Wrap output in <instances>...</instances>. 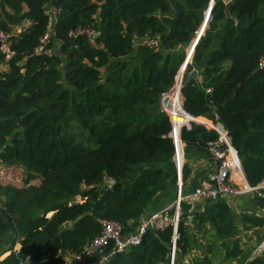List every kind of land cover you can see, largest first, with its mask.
<instances>
[{"label":"trees","instance_id":"16d2710c","mask_svg":"<svg viewBox=\"0 0 264 264\" xmlns=\"http://www.w3.org/2000/svg\"><path fill=\"white\" fill-rule=\"evenodd\" d=\"M212 0L180 87L184 111L226 129L248 184L264 179V0ZM210 0H0V28L20 21L0 67V161L24 169L22 186L0 184V264H63L99 232L98 220L130 232L156 193L174 185L170 124L158 107L185 47ZM45 5L57 8L45 53L33 54L46 27ZM92 26L102 47L87 46L69 29ZM155 37L157 47L131 40ZM1 61V58H0ZM75 131L77 132H74ZM77 134V135H76ZM216 133L200 124L181 128L184 146L208 159ZM188 168H181L183 181ZM37 180L36 183L31 181ZM264 209V195H252ZM187 205L180 203L174 263L187 250ZM193 219L208 223L214 240L198 264H219L240 253L234 214L223 198L206 200ZM241 224L263 218L239 214ZM172 229H147L139 244L105 264H168ZM98 255L86 260H97ZM254 258L248 264H257Z\"/></svg>","mask_w":264,"mask_h":264},{"label":"built area","instance_id":"2783aa9c","mask_svg":"<svg viewBox=\"0 0 264 264\" xmlns=\"http://www.w3.org/2000/svg\"><path fill=\"white\" fill-rule=\"evenodd\" d=\"M43 10L47 20L46 27L32 50L33 54L45 53L50 37L53 35V24L57 8L45 5ZM27 25L28 21L22 20L8 31L0 28V64H3L4 68H6L8 60L14 55L11 47L14 36ZM98 34V28L92 26H76L67 32L70 38L82 37L87 46L94 49L102 47L101 42L97 38ZM131 42L133 46H158V40L149 36L134 38ZM190 56L191 54L187 57L190 59ZM188 58L179 65L171 86L163 91L158 98V107L169 120L170 131L168 136L174 147L173 161L176 169V179L173 185L174 198L172 202L160 209L142 214L134 229L126 233H123L122 226L118 222L106 218L99 219V232L90 238L78 251L64 252L63 255L69 254V257L65 259L62 256L63 264H105L118 251H122L131 245L139 244L142 235L147 229L162 230L168 226L172 229L168 264H173L175 239L178 238L176 226L180 214V203L191 205L197 201L204 202L217 197L221 198V196H227L228 199L235 198L245 193L258 196L264 195V179L254 185L248 184L245 180L239 158L230 144L229 136L224 126L215 119L193 116L182 108L180 87L182 85L183 69ZM257 67L264 68V52L257 60ZM192 124H200L212 129L216 133V138L208 142V159L206 160L209 162V166L205 173V180L202 184L193 186L190 190L185 191L184 183L181 180L184 153L180 130L183 127L189 128ZM23 179L24 170L22 166L6 164L0 161V184L22 186ZM226 202H228L227 199ZM94 254L98 255L97 260H86L87 256ZM180 264H198V262L190 259L187 255L180 259Z\"/></svg>","mask_w":264,"mask_h":264},{"label":"crops","instance_id":"0c3cea01","mask_svg":"<svg viewBox=\"0 0 264 264\" xmlns=\"http://www.w3.org/2000/svg\"><path fill=\"white\" fill-rule=\"evenodd\" d=\"M191 44L192 41L188 43V48L192 53L193 46L191 47ZM183 153V161L189 171L186 178L183 180V183L184 190L188 191L193 186L203 183L209 162L193 146H184L183 144ZM251 196L252 195L249 193L230 199H228L227 196H221V198L225 201L226 199L228 200L227 203L234 214L238 227L235 236L238 238L240 253L235 258L225 262H220L219 264H248L249 261L254 258L262 259L257 264L264 263V209L253 205L250 201ZM173 198L174 187L170 185L164 190L156 193L143 214L150 213L153 210H157L168 205L172 202ZM186 205L187 209L184 224L187 227V250L184 256L188 255L190 259L198 262L205 253V246L213 242L214 230L208 223L205 222L198 225V223L193 219L192 213L200 210L203 202L197 201L191 205ZM242 213L263 218V223L261 225L249 224L248 222L241 224L239 222V214ZM62 256L67 259L69 254H64ZM180 259L178 260L179 263ZM25 264L36 263L27 261Z\"/></svg>","mask_w":264,"mask_h":264},{"label":"water","instance_id":"95a60500","mask_svg":"<svg viewBox=\"0 0 264 264\" xmlns=\"http://www.w3.org/2000/svg\"><path fill=\"white\" fill-rule=\"evenodd\" d=\"M222 1L224 4H225V8H224V13L227 17H229V12H228V5H229V1L228 0H220ZM211 4H212V0H210V4L205 12V16L203 17L202 19V22L199 26V28L195 31V34L196 36L193 38L192 40V44H191V47L194 46L198 36L200 34H202L201 32H203V26L205 25L206 23V20H207V17H208V13H209V10H210V7H211ZM196 78V70L192 69L189 71L188 75L186 76V78L182 81V84H185L187 82H189L190 80H194Z\"/></svg>","mask_w":264,"mask_h":264},{"label":"rangeland","instance_id":"374dc122","mask_svg":"<svg viewBox=\"0 0 264 264\" xmlns=\"http://www.w3.org/2000/svg\"><path fill=\"white\" fill-rule=\"evenodd\" d=\"M204 13H205V12H204ZM192 38H193V37H192ZM192 38L190 39V41H192ZM190 41H189V42H190ZM189 42H188V43H189ZM181 51L184 52V57H183L182 62H181V63H183V61H184L185 59L188 58L187 56L191 54L190 51H189V48H188V44H187L185 47H183V48L181 47ZM190 58H191V56H190ZM189 61H190V59L188 58V61H187V62H189ZM181 63H180V64H181ZM0 67L3 68V64H0ZM74 132H76L75 129H74ZM76 133H77V132H76ZM76 135H77V134H76ZM12 165H14V164H12ZM15 166H18V165H15ZM23 170H24V169H23ZM19 171H21V170H19ZM36 182H37V180L31 181V183H36ZM179 212H181V211H179Z\"/></svg>","mask_w":264,"mask_h":264},{"label":"bare ground","instance_id":"6f19581e","mask_svg":"<svg viewBox=\"0 0 264 264\" xmlns=\"http://www.w3.org/2000/svg\"><path fill=\"white\" fill-rule=\"evenodd\" d=\"M203 28H204V26H203ZM202 33V32H201ZM201 35V34H200Z\"/></svg>","mask_w":264,"mask_h":264}]
</instances>
